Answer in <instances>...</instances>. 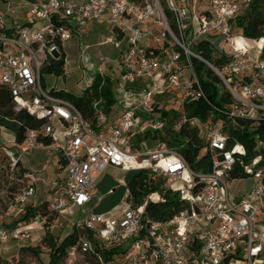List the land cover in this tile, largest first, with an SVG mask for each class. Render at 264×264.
I'll use <instances>...</instances> for the list:
<instances>
[{
    "label": "built area",
    "instance_id": "obj_1",
    "mask_svg": "<svg viewBox=\"0 0 264 264\" xmlns=\"http://www.w3.org/2000/svg\"><path fill=\"white\" fill-rule=\"evenodd\" d=\"M198 3L18 0L7 2L0 11V85L8 90L14 111L23 110L43 121L36 129L28 128L17 147L2 148L7 184L15 183L17 163L29 149L49 148L56 153L55 177L46 182L47 209L54 214L68 206L84 211L73 225L78 241L69 247L66 264H77L85 254L114 246L121 249L124 264H264V225H257L264 212V134L253 133L257 153L247 157L245 146L227 130L229 126L245 129V121H250L252 131L264 125V60L259 58L264 38L254 41L229 30V20L241 8L238 0H208L203 10ZM17 13L28 20H7ZM91 21L112 25V34L103 42L119 51L115 89L132 85L131 91L141 97L139 104L113 106L107 113L95 101L94 124L71 101L42 85L43 69L62 56L63 42ZM211 35L225 46L220 52L226 59L220 64L195 49L197 42ZM193 59L206 64L220 79L221 89L230 94V103L214 106L223 117L210 113L201 120L185 115V104L205 98ZM62 68L63 75L71 71L65 57ZM104 69L103 64L98 66L99 74ZM166 103L179 106L175 130L182 124L197 128L203 143L200 153L209 158L208 171L192 170L163 141H137L146 129H163L166 120L152 114L170 108ZM107 166L126 172L145 169L152 179L165 178V188L176 192L184 207L168 219H153L145 203L158 201L156 193L133 206L126 188L111 209L95 211L102 200L93 193L95 174ZM236 170L254 181L244 193L231 190V182L242 178L233 177ZM22 179V186L11 192L8 207L0 209V242L32 240L33 228L13 222L35 193L36 176L24 172ZM31 221L37 222L35 228L44 229L40 214Z\"/></svg>",
    "mask_w": 264,
    "mask_h": 264
},
{
    "label": "trees",
    "instance_id": "obj_2",
    "mask_svg": "<svg viewBox=\"0 0 264 264\" xmlns=\"http://www.w3.org/2000/svg\"><path fill=\"white\" fill-rule=\"evenodd\" d=\"M165 12L166 15L170 17V13L167 11ZM229 30L232 33L241 34L251 39L264 38V0H250V2L244 4V7L229 20ZM261 42L262 40H258L257 44H261ZM195 49L201 50L202 56L215 64H220L226 59L223 52L219 51L217 55L213 54V43L209 38L197 42ZM63 57H65L64 51H62V56L59 59H51L50 64L46 65L43 69V74L63 75ZM259 58L264 60V47H262ZM193 63L205 98H200L185 104L183 108L185 115L188 117L196 116L201 120H206L210 113H213L214 118L221 117L222 115L215 111L214 106L222 107L224 104L230 103L232 101L230 94L226 90L221 89L222 84L220 79L206 64L196 59H193ZM42 85L46 87L43 78ZM115 85V78L109 75L96 74L91 83L79 94H73L62 89L52 90V93L71 101L82 116L94 124L96 113L93 108V103L98 101V107L106 113L109 112L116 102L114 94ZM159 113L161 117L166 120L163 129H146L136 136L137 141L141 139H145L149 143L156 139L163 141L168 147L181 154L192 170L208 171L210 169L209 158L206 153H200L203 143L198 136L197 128L182 124L178 130H175L174 124L180 120L181 113L174 108H161L159 109ZM42 123L43 121L37 120L23 110L18 112L14 111L12 98L8 90L0 85V126L12 131L14 144L19 145L23 142L25 132L28 128L36 129L40 127ZM245 123L248 125L245 129L229 126L227 130L235 140L245 146L247 157H252L257 153L253 150L254 142L252 135L255 132L264 134V125L260 124L252 131L248 130L249 125H251L250 121H245ZM43 140L46 143L50 142L49 137H44ZM262 154H264V152H262ZM17 166L19 173L15 183L8 186L7 176L2 182L3 189L1 190L3 193L0 194V207L5 206L3 210H5L11 202V197H8L7 194H11L13 189L16 191L23 184L22 174L24 171L20 166V161L17 163ZM128 172L131 174L126 180V188L129 190L133 206L140 205L143 198L150 193L155 192L158 196V201L147 200L145 203V211L151 218L158 220L168 219L184 207L185 204L179 200L178 194L165 188L164 178L159 177L152 179L145 169ZM233 177L245 178L246 175L236 170L233 172ZM23 207L24 210L17 219L18 223H29L36 214H40L44 218L45 222L43 227L46 230L41 240L49 249L48 261L46 264H66L69 247L76 245L78 241L74 226L72 230L58 242L52 237L49 230H47L49 223L57 216V214L47 209V201L45 200L38 205L24 204ZM19 247L29 249L27 243H19ZM30 250L37 252L34 248H30ZM96 252L98 254L95 252L85 254L77 264H107L113 258V255L121 252V249L114 246L105 250L96 249ZM31 263L42 264L37 256L35 262ZM0 264L6 263L0 259Z\"/></svg>",
    "mask_w": 264,
    "mask_h": 264
},
{
    "label": "rangeland",
    "instance_id": "obj_3",
    "mask_svg": "<svg viewBox=\"0 0 264 264\" xmlns=\"http://www.w3.org/2000/svg\"><path fill=\"white\" fill-rule=\"evenodd\" d=\"M203 1L204 0H201L202 8L200 9H203ZM243 7L244 5L242 4L241 9ZM86 32L85 35L75 34L70 39L63 42V48L66 52L67 61L72 72L70 75H54L55 77L51 74H43V81L47 86H51L55 89H63L73 94H79L91 83L94 76L99 74L98 66L104 65L105 69L102 72L103 75L112 74L113 71V75L116 74L118 68V50L115 49L111 43L103 42L107 36L112 34V25L106 21H91L87 24ZM211 40L214 48V55H217L223 48L225 49L219 37H211ZM237 42L239 45L241 44L240 41ZM129 86L132 85L122 86L115 92V109L139 104L141 102L139 94L131 91V87ZM159 98H162V96L157 97L158 100ZM166 104L176 110L179 109V106L175 103ZM160 116L158 111L152 114V117L157 119L160 118ZM2 147L10 148L17 147V145L13 143L12 131L0 126V190L3 189L2 182L6 177L7 161ZM53 155L54 153L49 151V149L31 148L24 153L20 161L23 167L31 171L36 177L41 173L49 174L50 177H53L55 173L52 168ZM130 174L129 172L110 166L105 167L101 172L95 174L93 193L103 198L99 206L95 208V211H107L105 209L109 208L110 205L123 197L126 191V180ZM163 180L164 185H167V180L165 178ZM253 184L254 181L251 178L245 177L236 179L231 182V190L236 194L238 192L244 193ZM112 188L115 189L113 193H108V189ZM13 191H15V189H13ZM7 196L11 197V194L8 193ZM40 196V193L37 194L35 199ZM4 208L5 206H1L0 209L3 210ZM83 215V209L75 206L65 207L58 211L56 218L49 223L47 230H49L52 237L59 242L72 230L74 223L83 217ZM258 217L259 222H257V225H264V212L260 213ZM13 222H15V220H13ZM34 224V222L30 221L26 225L32 229L34 228ZM33 230L34 229H32V232H35ZM45 230L46 229H43L40 232L34 233L40 236L27 243L29 249L24 247L20 248L17 241L10 239L0 242V259L6 264H31V262H35L37 256L42 264H46L48 261L49 249L41 240ZM30 248L36 249L37 252L31 251ZM124 262L125 257L123 254L116 253L107 264H124Z\"/></svg>",
    "mask_w": 264,
    "mask_h": 264
},
{
    "label": "crops",
    "instance_id": "obj_4",
    "mask_svg": "<svg viewBox=\"0 0 264 264\" xmlns=\"http://www.w3.org/2000/svg\"><path fill=\"white\" fill-rule=\"evenodd\" d=\"M16 1H18V0H0V11H3L4 9H5V7H6V4H7V2H10V3H15ZM239 1V3L241 4V6H242V4L244 5V1L243 0H238ZM204 2V6H203V9H205L206 8V6H207V4H208V0H204L203 1ZM198 5H199V10H203V9H200V8H202V5H201V0H199V3H198ZM241 9V8H240ZM8 21H11V20H17V21H21V22H23V21H26V20H28V17L27 16H25L23 13H17V14H12V15H9L8 16V19H7ZM98 22V21H97ZM90 23V22H89ZM86 27H87V24L86 25H84V26H82V27H79V28H76L75 29V31H74V33H73V35H75V34H86L87 32H86ZM72 35V36H73ZM211 37H217L216 35H211L210 37H209V39H211ZM256 39H254V41H255ZM116 49V48H115ZM63 51H64V53H65V60H66V62L68 63V61H67V55H66V52H65V50H64V48H63ZM118 55H119V51H118ZM118 59V58H117ZM115 60V59H114ZM113 61V60H112ZM118 62V64H119V60L117 61ZM69 65V64H68ZM71 69V68H70ZM118 71H119V65H118V68H117V71H116V74L115 75H113V73H114V71H113V73L111 74H108L109 76H111V77H113V78H116V76H117V73H118ZM71 72H72V70L70 71V73L68 74V75H70L71 74ZM51 75H53V74H51ZM54 76V75H53ZM55 77V76H54ZM129 87H131L130 89L131 90H133V87L132 86H129ZM46 88H48V89H50V90H59V89H55V88H52L51 86H47L46 85ZM63 90V89H62ZM65 91V90H64ZM117 91V89H115L114 90V94H115V92ZM3 148V147H2ZM38 148H42V147H38ZM42 149H49V148H42ZM49 151H51L52 153H54V155L52 156V168H53V170L55 171V167H54V162H55V158H56V153L53 151V150H51V149H49ZM20 166H21V168L23 169V171L24 172H31V171H29V170H27V169H25L24 167H23V165L21 164V161H20ZM111 167V166H110ZM113 168H115V167H113ZM116 169H118V168H116ZM120 170V169H119ZM32 173V172H31ZM53 177H55V173H54V176ZM53 177H50L49 176V174H45V173H41L39 176H37L36 178H37V180H36V183H35V193H34V195L32 196V198L28 201V203H27V205H30V204H33V205H38V204H40L41 202H43V201H48L49 200V197H50V193H49V191H48V188H47V186H46V182H48V181H50V180H52L53 179ZM112 189H114V188H112ZM115 190V189H114ZM41 194V196L40 197H38V198H36L35 199V197H36V195L37 194ZM102 200H103V198H102ZM101 200V201H102ZM120 200V199H119ZM119 200L118 201H116V202H114L112 205H110V207L109 208H107V209H105V210H109V209H111L113 206H115L118 202H119ZM100 204V203H99ZM99 206V205H98ZM23 210H24V207L22 206L21 208H20V210L17 212V214H16V216L14 217V220H15V222L14 223H16V224H18V225H26V224H22V223H18V221H17V219L21 216V213L23 212ZM99 211V210H98ZM104 211V210H103ZM102 211V212H103ZM7 219H5L4 221H3V223L4 224H6L7 223ZM37 225V222H35V224H34V230L33 231H35V232H40V231H42V230H40V229H37V228H35V226ZM27 226V225H26ZM35 232H32V230H31V236H32V240H35V239H37L40 235H36V234H34ZM17 243V242H16ZM31 264H33V263H31Z\"/></svg>",
    "mask_w": 264,
    "mask_h": 264
}]
</instances>
